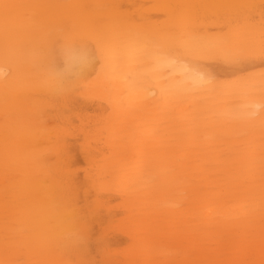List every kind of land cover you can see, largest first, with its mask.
I'll list each match as a JSON object with an SVG mask.
<instances>
[{"label":"snow or ice","instance_id":"1","mask_svg":"<svg viewBox=\"0 0 264 264\" xmlns=\"http://www.w3.org/2000/svg\"><path fill=\"white\" fill-rule=\"evenodd\" d=\"M152 7L158 11L139 16L113 3L0 0V58L11 69L3 86L0 264H47L38 257L49 250L63 256V264H91L87 253L92 222L111 205L112 196L123 197L118 204L126 211L123 217L139 224V208L149 194L186 183L181 174L184 159L173 154L192 148L199 152L196 163L202 168L220 169L243 181L244 198L237 208L245 234L241 243L213 246L210 255L215 259L192 261L175 253L163 264H264V0ZM22 11L34 35L28 47L19 39ZM209 12L214 24L206 27ZM89 43L95 44L102 61L94 78L65 85L50 79L47 69L60 49ZM212 64L241 71L225 79L209 70ZM19 79L32 83L21 87ZM22 91L36 93L45 105L37 114L35 140L40 147L34 163L55 169L42 179L50 187L47 218L59 225L52 235L21 231L14 224V215L21 211L40 215L10 195V177L19 163L15 144L22 130L9 101ZM81 102L98 104L102 111L77 109ZM182 105L190 107L191 115L179 123L145 111L152 106L167 116ZM53 109L60 115L55 124L49 119ZM130 114L138 117L134 125L128 123ZM46 120L49 127L44 126ZM201 134L212 142L188 143ZM73 142L91 143L96 149L86 153L87 183L95 193L89 202L80 198L76 177L61 172L64 165L58 156L70 151ZM115 159L122 163L113 165ZM128 236L133 240L129 247H136L134 237ZM104 264L115 262L106 255ZM144 264L158 261L148 258Z\"/></svg>","mask_w":264,"mask_h":264},{"label":"bare ground","instance_id":"2","mask_svg":"<svg viewBox=\"0 0 264 264\" xmlns=\"http://www.w3.org/2000/svg\"><path fill=\"white\" fill-rule=\"evenodd\" d=\"M3 2L17 4L113 3L122 5L129 14L145 16L158 11L152 7L153 5L164 3L259 4L260 0H3ZM25 16L26 13L22 11L19 39L25 47H28L34 39V35ZM204 24L206 27L213 26L211 12ZM88 47L92 54L97 56V59L92 69L84 77L85 80L94 78L102 63L98 58L95 44L89 43ZM57 63L58 65L61 63L59 59ZM5 65L7 64L0 58V67ZM209 70L216 76L225 79H231L241 71L223 64H212ZM255 70L259 71V65ZM176 79H180V77L177 76ZM4 83L5 79H0V239H2L4 228ZM17 83L24 87L32 81L19 79ZM9 105L18 114L22 130L15 144L19 163L10 177L13 181L10 184V195L17 204H29L40 213L39 216L28 211L15 214L13 217L15 227L21 231L37 230V235L55 234L59 225L55 221H49L46 215L50 187L42 183V179L52 175L55 169H40L34 163L35 153L40 147L35 140L37 114L44 108V102L39 99L36 93L22 91L11 96ZM75 107L84 111H102L98 104L87 105L81 102ZM145 111L153 118L159 116L161 119H170L177 123L189 119L191 115L188 105L177 107L171 115L167 116L159 108L152 106H149ZM59 118V113L53 109L49 116L51 123L55 124ZM127 120L129 124L134 125L138 117L136 114H130ZM44 126L49 127L47 120ZM211 142L206 134L191 137L188 140V143L193 146H203ZM69 147L70 151L63 152L58 156L64 165L61 172L64 176L76 177L80 198L84 202H89L94 199L95 193L90 190L87 183L89 160L86 153L96 149L91 143L82 144L80 142H73ZM56 151L59 153L60 149H56ZM173 155L184 159L181 174L185 177L186 183L172 190L149 194L139 208L140 223L135 225L129 223L127 217H123L126 215V211L118 205L122 202L123 197L112 196L111 205L101 210L99 216L92 222V239L88 245L87 253L91 264H104L106 255L113 259L115 264H144L148 258L158 261V264H163L170 255L175 253H184L183 258L192 261L215 259L217 257L210 255L213 246L224 247L243 241L246 224L243 219L238 218L237 208V204L244 198L243 181L220 169H204L199 166L196 163L199 152L195 148ZM111 163L118 166L122 161L115 159ZM106 226L110 227L105 230ZM128 235L134 237L136 247H129L133 240ZM0 258H2V246H0ZM38 259L47 262V264H63L64 257L49 250L42 252Z\"/></svg>","mask_w":264,"mask_h":264},{"label":"clouds","instance_id":"3","mask_svg":"<svg viewBox=\"0 0 264 264\" xmlns=\"http://www.w3.org/2000/svg\"><path fill=\"white\" fill-rule=\"evenodd\" d=\"M57 56L61 63L58 65L57 59L54 65L47 69V72L50 79L58 85L85 80L84 77L92 69L97 59V56L92 54L88 44H79L60 49ZM9 70L7 65L0 67V79H6Z\"/></svg>","mask_w":264,"mask_h":264}]
</instances>
